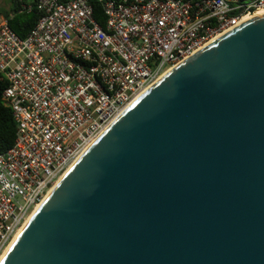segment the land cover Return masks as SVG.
I'll list each match as a JSON object with an SVG mask.
<instances>
[{
  "label": "water",
  "instance_id": "95a60500",
  "mask_svg": "<svg viewBox=\"0 0 264 264\" xmlns=\"http://www.w3.org/2000/svg\"><path fill=\"white\" fill-rule=\"evenodd\" d=\"M0 264H264V13L126 107Z\"/></svg>",
  "mask_w": 264,
  "mask_h": 264
},
{
  "label": "built area",
  "instance_id": "2783aa9c",
  "mask_svg": "<svg viewBox=\"0 0 264 264\" xmlns=\"http://www.w3.org/2000/svg\"><path fill=\"white\" fill-rule=\"evenodd\" d=\"M18 2L20 12L40 17L25 38L0 19L2 99L17 125L12 148L0 152V260L126 107L171 68L264 9V0Z\"/></svg>",
  "mask_w": 264,
  "mask_h": 264
},
{
  "label": "trees",
  "instance_id": "16d2710c",
  "mask_svg": "<svg viewBox=\"0 0 264 264\" xmlns=\"http://www.w3.org/2000/svg\"><path fill=\"white\" fill-rule=\"evenodd\" d=\"M9 2L11 3L10 9L8 11L0 9V16L9 20L10 27L19 37L25 38L37 24L40 15L35 11L20 12L18 0H9ZM12 15H14L13 18H11ZM95 17L103 25V20L100 19L98 10ZM5 88V83L0 79V152L2 153L12 148L17 131L12 111L4 104L2 99Z\"/></svg>",
  "mask_w": 264,
  "mask_h": 264
},
{
  "label": "rangeland",
  "instance_id": "374dc122",
  "mask_svg": "<svg viewBox=\"0 0 264 264\" xmlns=\"http://www.w3.org/2000/svg\"><path fill=\"white\" fill-rule=\"evenodd\" d=\"M11 7V3L9 0H0V9L3 11H8ZM4 18L3 16H0V19Z\"/></svg>",
  "mask_w": 264,
  "mask_h": 264
},
{
  "label": "bare ground",
  "instance_id": "6f19581e",
  "mask_svg": "<svg viewBox=\"0 0 264 264\" xmlns=\"http://www.w3.org/2000/svg\"><path fill=\"white\" fill-rule=\"evenodd\" d=\"M261 13H264V9L261 10V11H259V12H257V13H255V14H253V15H251L250 18H253V17H255L256 15L261 14Z\"/></svg>",
  "mask_w": 264,
  "mask_h": 264
}]
</instances>
